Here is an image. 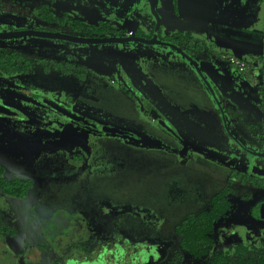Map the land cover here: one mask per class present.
Returning a JSON list of instances; mask_svg holds the SVG:
<instances>
[{"label": "rangeland", "instance_id": "374dc122", "mask_svg": "<svg viewBox=\"0 0 264 264\" xmlns=\"http://www.w3.org/2000/svg\"><path fill=\"white\" fill-rule=\"evenodd\" d=\"M100 1L105 4L0 0L16 14L0 17V30L85 37L83 23L104 21L124 32L153 33L156 16L148 0ZM212 2V19L193 30L181 22L174 0H155V9L163 37L191 31L205 46L193 52L215 95L192 62L168 45L0 39V49H16L32 62L59 59L66 68L71 61L86 74L82 80L42 64L23 75L0 72V104L16 112L0 113V163L9 177L34 183L26 198L0 189V264H208L239 245L259 264L264 222L255 211L264 193L243 180L264 182V157L251 153H264V78L258 66L240 73L219 53L236 47L245 59L264 56V0ZM42 3L52 13H66L69 22L37 17ZM100 31L88 34L117 35ZM41 96L127 134L75 121ZM146 101L159 118L145 112ZM225 186L232 188L231 210L216 223L209 253L195 258L181 248L174 228L207 208Z\"/></svg>", "mask_w": 264, "mask_h": 264}, {"label": "trees", "instance_id": "16d2710c", "mask_svg": "<svg viewBox=\"0 0 264 264\" xmlns=\"http://www.w3.org/2000/svg\"><path fill=\"white\" fill-rule=\"evenodd\" d=\"M176 1V0H175ZM47 19L52 18L49 14H41ZM63 18V17H61ZM77 25L76 23H73ZM113 30L108 24H86L83 23L82 30L92 34L93 32H101L103 28ZM79 28V27H77ZM87 33V36L90 34ZM100 36V35H92ZM166 40L179 43L188 48V45H193V36L190 32L178 31L173 35L167 36ZM198 49H202V44L198 43ZM258 59L262 63L260 72L264 77V56H259ZM46 70L50 69L48 63L42 62ZM63 63H54L53 67L59 70L62 74L74 73L79 78H84L85 74L80 71V65H75L68 68L62 66ZM71 65V64H70ZM33 66L31 59L24 57L16 50H1L0 49V70L7 74L17 73L21 71H29ZM244 184H253L255 186L264 187V182L243 180ZM34 187V183L26 178H12L6 174L5 167L0 163V189L6 195L15 198H26ZM231 186H225L216 192L210 201L207 208L198 212L189 213L179 224L174 228L175 232L180 237L181 248L195 258H202L206 256L212 245L215 242L214 230L216 223L222 218L226 217L232 207L230 200ZM249 248L239 245L233 251L236 257H233L231 251L218 252L209 261L208 264H253L254 259L248 256ZM22 253V252H21ZM259 264H264V251L260 252L256 258Z\"/></svg>", "mask_w": 264, "mask_h": 264}, {"label": "flooded vegetation", "instance_id": "af4514ba", "mask_svg": "<svg viewBox=\"0 0 264 264\" xmlns=\"http://www.w3.org/2000/svg\"><path fill=\"white\" fill-rule=\"evenodd\" d=\"M86 2H87V4L86 5H88V6H92V5H94L95 3L96 4H100V5H102V4H105L104 2H102V1H100V0H85ZM234 1V0H233ZM55 2V0H52V2L51 3H54ZM90 2H93V3H90ZM148 2L150 3V7H151V10H152V12H153V14L156 16V21H155V26H154V30H155V27H156V23H157V15L159 16V14L157 13V11H156V9H155V7H156V4H155V0H148ZM226 2H227V4H230L231 3V0H226ZM90 3V4H89ZM135 3V2H134ZM139 3V2H138ZM233 4V3H232ZM54 5V4H53ZM48 6H49V4L48 3H42L41 5H40V7H39V9H38V11H37V13L35 14L37 17H39L40 19H43V20H45V21H48V22H50V23H62V22H65V23H68L69 21L67 20V19H70V18H68V16H67V14L66 13H60V14H56L55 12H50V10H49V8H48ZM174 6H175V10H176V12L179 14V12H178V9H177V0L175 1L174 0ZM116 7V6H115ZM114 7V8H115ZM76 8H80L81 9V7H76ZM66 10V9H65ZM13 13V12H12ZM12 13H10L9 12V10H7V9H4L3 7H1V4H0V17H4L5 15H10L11 14V16H13V15H16V14H12ZM47 14V15H51L52 16V18H50V19H47V18H45V17H42L41 16V14ZM180 15V19H181V22H184L185 23V25L184 26H186L187 28H189V29H191V30H193V29H195L196 27H198V26H201V25H203L204 24V22H206V21H208V20H210V19H212V17H213V2H212V0H202V2H201V5H200V8H199V10H198V12L197 13H193V12H190V13H188V14H184V15H182V14H179ZM61 17H63V18H61ZM159 18H160V16H159ZM31 19V18H30ZM30 19H27V18H23V20H26L25 22H27V21H29ZM104 23H106V24H108L113 30H115L116 32H117V35H115V36H107V37H130V36H138V37H142V38H144V39H148V40H151L152 38H153V35H154V30H153V33L151 34V35H146L145 34V32H144V30L143 29H140V31H138V32H134V31H132V30H129V31H123L124 29H116V28H114L109 22H104V21H102L101 22V24H104ZM29 30H34V31H42V30H39V29H24V30H20V29H17V30H12V29H9V30H7V31H3V30H0V33H6V32H22V31H29ZM112 30V31H113ZM161 30H162V22H161V18H160V27H159V31H158V38L160 39V40H162V41H165V42H170V43H173V44H176V45H178L179 47H181L186 53H188L193 59H194V61L196 62V59H195V53L194 52H197V53H200V52H203V51H206L205 50V46L202 48V49H198V43H200V40H198V39H196V38H194V36H193V34H192V32L191 31H184V32H190L191 34H192V36H193V45L191 46V45H188V48L187 49H184V46H182L181 44H179V43H175V42H173V41H169V40H166L165 38L166 37H163L162 35H161ZM179 31H181V30H179ZM44 32V31H43ZM176 32H178V31H176ZM175 33V32H174ZM173 33V34H174ZM172 34V35H173ZM22 36H28V35H21V36H16V38L17 37H22ZM29 36H39V37H43V36H40V35H29ZM168 36H170V35H168ZM85 37H105V36H85ZM6 38H15V37H6ZM47 38H50V37H47ZM0 39H5V38H0ZM60 39V38H59ZM134 41H137V40H134ZM215 41V40H214ZM214 41H212V42H214ZM123 42H125V41H123ZM216 42V41H215ZM103 43H105V42H103ZM144 43V42H143ZM148 44H151V43H148ZM153 44H157V43H153ZM216 44V43H215ZM163 45H167V44H163ZM168 46H170V45H168ZM172 47V46H171ZM174 48V47H173ZM176 49V48H175ZM1 50H8V49H1ZM12 50H16V49H12ZM11 51V50H10ZM16 51H18V50H16ZM194 51V52H193ZM209 51V50H208ZM18 52H20V51H18ZM21 53V52H20ZM22 54V53H21ZM182 54V53H181ZM23 55V54H22ZM24 56V55H23ZM231 56H237V57H239L240 59H242V61H244V63H245V67H244V69L243 70H240V69H238V68H236L232 63H231V61H230V57ZM260 56V55H259ZM259 56H257V57H247L246 59L244 58V57H242V56H238V55H234V54H229L228 52H220L219 53V57L221 58V59H223L225 62H227L228 64H230V65H232L233 67H234V69L235 70H237L238 72H240V73H242V72H247V71H251V69L255 66V62H258V63H260L259 65V68H261V65H262V63L260 62V60L258 59V57ZM25 57V56H24ZM35 60H34V62H33V64H42L41 66L44 68V70H46V67H45V65L42 63V62H45V63H48L51 67H50V69L49 70H46V71H51V70H54V71H56V72H59V70H57V69H55L54 67H53V65H54V63H58V62H61L59 59H54V58H50V57H45V56H43V57H36V58H34ZM255 61V62H254ZM67 63H69V64H71V66H73L72 68L73 69H76V67H75V65H77L76 63H74V62H67ZM193 64V63H192ZM196 64H197V62H196ZM194 65V64H193ZM196 68V67H195ZM200 68V67H199ZM197 69V68H196ZM32 70H33V66H32V68L31 69H29V71H21V72H17V73H12V74H7V73H4L3 71H1L0 70V72L1 73H3V74H6V75H23V74H27L28 72L30 73V72H32ZM198 71V70H197ZM202 71V70H201ZM60 73V72H59ZM199 73V72H198ZM61 75H73L74 76V73H69V74H62V73H60ZM200 74V73H199ZM77 78H79L77 75H75ZM200 76L205 80V82L206 83H208V87H209V89L211 90V92L215 95V92H214V89H213V87H212V85H211V83L206 79V77L204 76V74H203V72H202V75L200 74ZM262 78H264L263 77V75H262ZM79 79H82V80H85L86 79V74H85V77L84 78H79ZM144 89V88H143ZM146 91V90H145ZM40 99L42 100V99H48V100H51V99H49V98H47V97H43V96H41L40 97ZM51 101H54V100H51ZM43 102H45V101H43ZM55 102V101H54ZM57 103V102H56ZM219 103L221 104V106H222V102H220L218 99H217V104H218V107H219V109H220V112H221V108H220V106H219ZM45 104H47L48 106H50L51 107V105L50 104H48V103H46L45 102ZM58 104V103H57ZM1 105V104H0ZM60 107H62L60 104H58ZM145 105H146V107H145V112L146 113H148V114H152V115H154V116H157V118H159L160 117V115H159V113H158V111L155 109V107L151 104V103H149V102H145ZM1 106H3V105H1ZM5 107V106H4ZM7 108V107H6ZM55 108V107H54ZM62 108H65V107H62ZM8 110H10V112L8 113V112H0V113H6V114H8V115H16V112H14V111H12L11 109H9V108H7ZM56 109V108H55ZM65 109H67V108H65ZM222 109L224 110V108H223V106H222ZM56 110H58V109H56ZM68 110V109H67ZM59 111V110H58ZM68 111H70V110H68ZM59 112H61V111H59ZM70 112H72V111H70ZM61 113H63V112H61ZM72 113H74V112H72ZM63 114H65V113H63ZM76 114V113H75ZM66 115V114H65ZM77 115H79V114H77ZM221 115H222V117H223V114H222V112H221ZM66 116H68V115H66ZM80 116H82V115H80ZM68 117H70V116H68ZM85 117V116H84ZM71 118V117H70ZM86 119H88L87 117H85ZM71 119H73V118H71ZM75 120V119H74ZM89 120V122L90 123H94V124H96V127H94V126H92L91 124H85V123H83V122H81V121H78V122H81V123H83V124H85V125H88V126H90V127H93V128H96V129H98V127L99 126H101V125H98L97 123H95L94 121H92V120H90V119H88ZM223 120H224V118H223ZM75 121H77V120H75ZM224 122H225V125H226V128H227V124H226V118H225V120H224ZM99 130V129H98ZM101 131V130H100ZM251 153L252 154H254V152L253 151H251ZM255 153H257V152H255ZM254 155H256V154H254ZM258 156H260V155H258ZM264 157V156H263ZM252 187H254L257 191H262L263 193H264V187H259V186H255V185H253L252 184ZM248 197V195H246V198ZM261 206H264V202L263 203H261L257 208H256V211H255V215H256V217H257V219H260L262 222H264V217H262V216H260L259 215V209H260V207ZM263 216H264V212H263V214H262Z\"/></svg>", "mask_w": 264, "mask_h": 264}, {"label": "water", "instance_id": "95a60500", "mask_svg": "<svg viewBox=\"0 0 264 264\" xmlns=\"http://www.w3.org/2000/svg\"><path fill=\"white\" fill-rule=\"evenodd\" d=\"M202 0H177V9L179 14H188L190 12L197 13L200 5H201ZM160 27V18L157 15V23L156 27L154 30V35L151 40L144 39L142 37L138 36H130V37H75L67 34H62V33H53V32H43V31H34V30H29V31H22V32H6V33H0V38H6V37H16V36H21V35H40L43 37H50V38H60V39H66V40H71V41H76V42H81V43H103V42H123V41H140L144 43H157V44H167L170 45L174 48H176L180 53H182L187 59H189L194 66L197 68L198 72L202 75V71L199 68L198 64L194 61V59L186 53L181 47H179L176 44L170 43V42H165L162 41L158 38V31ZM205 79V78H204ZM207 82V81H206ZM208 84V83H207ZM46 103L50 104L51 106L55 107L59 111L65 113L66 115L70 116L71 118L81 121L85 124H91L92 126L96 127V124L90 123L88 119H86L84 116L77 115L75 113H72L68 111L65 108L60 107L56 102L48 100V99H42ZM219 106L221 108V112L223 114V118L225 120V115H224V110L222 109L221 104L219 103ZM0 112H10L6 107L0 105ZM99 130L107 132V133H113V134H127L126 131L121 130L119 128L113 127V126H107V125H101L98 127ZM256 155L264 156V153H255ZM264 212V206H261L259 209V215L264 217L262 214Z\"/></svg>", "mask_w": 264, "mask_h": 264}, {"label": "built area", "instance_id": "2783aa9c", "mask_svg": "<svg viewBox=\"0 0 264 264\" xmlns=\"http://www.w3.org/2000/svg\"><path fill=\"white\" fill-rule=\"evenodd\" d=\"M230 61L236 68H238L240 70H243L245 67L244 61H242V59H240L237 56H231Z\"/></svg>", "mask_w": 264, "mask_h": 264}, {"label": "crops", "instance_id": "0c3cea01", "mask_svg": "<svg viewBox=\"0 0 264 264\" xmlns=\"http://www.w3.org/2000/svg\"><path fill=\"white\" fill-rule=\"evenodd\" d=\"M239 46H240V45H239ZM234 47H235V46H233V48H234ZM238 48H239V47H238ZM228 49H231V48H228ZM235 49H236L235 51H229L228 53H229V54H234V53H232V52H235L236 55L244 57L243 55H241V53H240L239 51H237V48H236V47H235ZM235 54H234V55H235ZM225 63L227 64V62H225ZM256 66H258V68H257V69H258V77H259V78H262V73L260 72V68H259L260 65H259V64H255L254 68H255ZM254 68H252L251 70H253ZM251 84H252V85H253V84L256 85V83H254V82H251ZM263 91H264V90H263Z\"/></svg>", "mask_w": 264, "mask_h": 264}]
</instances>
